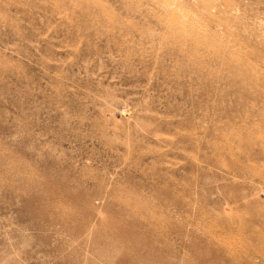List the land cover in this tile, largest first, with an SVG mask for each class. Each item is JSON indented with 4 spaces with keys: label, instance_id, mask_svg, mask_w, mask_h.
<instances>
[{
    "label": "rangeland",
    "instance_id": "obj_1",
    "mask_svg": "<svg viewBox=\"0 0 264 264\" xmlns=\"http://www.w3.org/2000/svg\"><path fill=\"white\" fill-rule=\"evenodd\" d=\"M0 264H264V0H0Z\"/></svg>",
    "mask_w": 264,
    "mask_h": 264
}]
</instances>
